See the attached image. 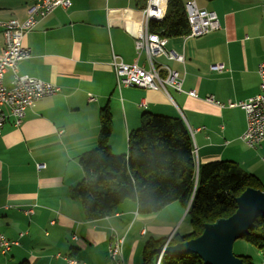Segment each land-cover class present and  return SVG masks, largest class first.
<instances>
[{"label": "crops", "instance_id": "0c3cea01", "mask_svg": "<svg viewBox=\"0 0 264 264\" xmlns=\"http://www.w3.org/2000/svg\"><path fill=\"white\" fill-rule=\"evenodd\" d=\"M32 2L0 0V21H25ZM140 2L72 0L70 8L58 7L25 35L31 58L19 62V73L55 83L61 91L37 102L19 126L9 108L4 109L8 118L0 132V234L15 244L7 252L0 249V264H109L114 233L125 237L124 264H141L148 240L191 233H180L187 210L179 201L140 214L138 203L126 200L114 215L86 220L82 202L70 190L84 178L79 159L96 147L100 111L106 106L112 113L110 145L116 154L128 153L129 136L140 128L143 114L180 118L191 134L198 164L236 162L264 184V142L248 146L241 139L245 110L227 105L260 93L264 0H198L201 8L216 13L220 28L201 37L168 39L167 49L184 54V64L166 57L157 60L179 71L183 89L195 90L196 98L173 88L168 94L118 89L114 55L148 67L145 53L138 58L135 43L142 21ZM3 49L0 27V55ZM218 64L225 66L223 71L212 70ZM13 78L12 71L5 74L6 87L12 88ZM209 95L224 106L207 102ZM39 164L46 168L38 170Z\"/></svg>", "mask_w": 264, "mask_h": 264}, {"label": "trees", "instance_id": "16d2710c", "mask_svg": "<svg viewBox=\"0 0 264 264\" xmlns=\"http://www.w3.org/2000/svg\"><path fill=\"white\" fill-rule=\"evenodd\" d=\"M147 1L141 0V9ZM187 1L168 0L165 18L152 21L151 30L168 39L189 35ZM100 123L96 147L79 159L84 178L70 190L71 197L82 202L88 221L114 215L126 200H135L140 214H153L179 201L187 210L192 231L184 236L173 235L170 245H175L200 236L205 224L234 214L238 207L236 199L246 189L264 191L262 181L236 162L198 164L191 134L180 118L143 114L140 128L129 136L127 154H116L111 148L113 121L108 106L100 111ZM243 239L264 250V215L259 214ZM167 240H148L141 264H157L159 250ZM240 257L245 264H255L252 257ZM160 264L204 262L196 254H163Z\"/></svg>", "mask_w": 264, "mask_h": 264}, {"label": "built area", "instance_id": "2783aa9c", "mask_svg": "<svg viewBox=\"0 0 264 264\" xmlns=\"http://www.w3.org/2000/svg\"><path fill=\"white\" fill-rule=\"evenodd\" d=\"M168 0H148L146 7L141 10L142 21L136 38V51L138 58L143 53L147 56L148 67L125 63L119 56L114 55L112 67L114 69L117 87H136L142 89L161 90L168 94V89L173 88L178 92H184L190 97H198L195 90L186 92L183 89L184 77L174 69L158 62L157 58L166 57L184 64V54H177L167 49L168 38L160 36L144 27V19L152 9H159V17L154 22H161L165 18ZM72 6V0H33L27 10V18L21 22L16 19L0 21L3 29L4 49L0 55V132L4 127L8 115L5 107L10 110V116L15 125L19 126L27 115V111L42 99L53 97L60 93L61 88L52 82L33 78L19 73L18 64L22 60L31 58L30 49L25 47L23 40L26 34L31 32L44 18L52 14L58 7L64 9ZM186 13L190 26V34L186 37H201L220 28V21L215 12L201 8L196 0L186 2ZM212 70L223 71V64L213 65ZM12 71L14 74L13 86H5V74ZM260 93L247 101L228 102L229 107H241L246 112L247 126L241 139L250 147L257 148L264 142V61L260 64ZM90 100H93L90 97ZM206 101L216 106L223 107L224 104L209 95ZM196 154V150H195ZM45 164H39L38 170L45 169ZM111 238H117V245L108 247L109 264H117L120 257H124L125 237L114 233ZM74 239H77L74 237ZM15 244L0 234V249L7 252ZM170 244V243H169ZM161 254L157 264H160ZM70 261L69 264H74Z\"/></svg>", "mask_w": 264, "mask_h": 264}, {"label": "water", "instance_id": "95a60500", "mask_svg": "<svg viewBox=\"0 0 264 264\" xmlns=\"http://www.w3.org/2000/svg\"><path fill=\"white\" fill-rule=\"evenodd\" d=\"M236 201L237 210L230 217L205 224L200 236L162 247L160 254H196L204 264H245L234 254V243L254 227L259 214L264 215V191L248 188Z\"/></svg>", "mask_w": 264, "mask_h": 264}, {"label": "rangeland", "instance_id": "374dc122", "mask_svg": "<svg viewBox=\"0 0 264 264\" xmlns=\"http://www.w3.org/2000/svg\"><path fill=\"white\" fill-rule=\"evenodd\" d=\"M180 224L182 225L180 233L186 232V229H190V231H192L190 220L188 217H186V215L182 216ZM234 254L237 256H249L253 258L255 264H264V250L258 249L243 238L236 240L234 243Z\"/></svg>", "mask_w": 264, "mask_h": 264}, {"label": "bare ground", "instance_id": "6f19581e", "mask_svg": "<svg viewBox=\"0 0 264 264\" xmlns=\"http://www.w3.org/2000/svg\"><path fill=\"white\" fill-rule=\"evenodd\" d=\"M157 3H160L161 0H155ZM157 17H159V9H152V12H148L146 18L144 19V27H151V22L156 20ZM173 235H171L165 246L167 247L168 245H170V241L172 239ZM110 245H117V238H111L110 239ZM117 264H124V257H120V261Z\"/></svg>", "mask_w": 264, "mask_h": 264}]
</instances>
